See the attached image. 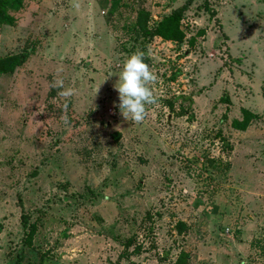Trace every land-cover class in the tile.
I'll return each instance as SVG.
<instances>
[{
	"label": "rangeland",
	"instance_id": "obj_1",
	"mask_svg": "<svg viewBox=\"0 0 264 264\" xmlns=\"http://www.w3.org/2000/svg\"><path fill=\"white\" fill-rule=\"evenodd\" d=\"M184 1L8 10L0 58L30 51L0 74V264H264V0H191L180 40L137 29ZM136 49L157 76L142 123L115 89Z\"/></svg>",
	"mask_w": 264,
	"mask_h": 264
},
{
	"label": "clouds",
	"instance_id": "obj_2",
	"mask_svg": "<svg viewBox=\"0 0 264 264\" xmlns=\"http://www.w3.org/2000/svg\"><path fill=\"white\" fill-rule=\"evenodd\" d=\"M111 75L105 76L103 81ZM156 80V74L145 62L144 51L136 49L124 60L118 74L119 83L115 86V89L119 98L117 107L125 120L134 123H142L145 120L148 114L146 106L158 102V97L152 89V85ZM100 84L96 87L94 95L98 93ZM49 87L50 89H59L58 95L65 101V106L67 101L75 94L73 88L64 87L63 79H54Z\"/></svg>",
	"mask_w": 264,
	"mask_h": 264
},
{
	"label": "trees",
	"instance_id": "obj_3",
	"mask_svg": "<svg viewBox=\"0 0 264 264\" xmlns=\"http://www.w3.org/2000/svg\"><path fill=\"white\" fill-rule=\"evenodd\" d=\"M190 1L191 0H185L181 5L170 10L168 14L163 15L148 31H146L147 29L145 28L147 12L144 10H138L136 16L137 29H139V31H141L142 33L149 34L151 36H159L163 39L169 40H180L183 37V33L179 28V20ZM20 5L21 0H0V23H12L13 17L8 14V10H16L20 7ZM28 48L29 47L25 45L22 47L20 52L4 58H0V74L10 72L16 66L22 64L29 54L30 50ZM52 90L53 89H51L49 94L52 93ZM240 113V118L231 119L230 124L237 130H244L249 124L250 120L256 118V114L243 107L240 109ZM24 220L26 219L24 215L21 214V221L23 224L25 223ZM182 227H184V224L180 223L178 231H180ZM33 231L34 225L31 224L28 230L29 237L31 236ZM185 258L186 255L182 250H180L176 258L174 259L173 264H185Z\"/></svg>",
	"mask_w": 264,
	"mask_h": 264
}]
</instances>
